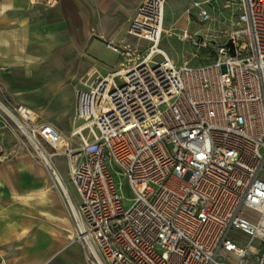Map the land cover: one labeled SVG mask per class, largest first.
<instances>
[{"label":"built area","instance_id":"2783aa9c","mask_svg":"<svg viewBox=\"0 0 264 264\" xmlns=\"http://www.w3.org/2000/svg\"><path fill=\"white\" fill-rule=\"evenodd\" d=\"M227 1L239 8L233 56L221 46L198 68H176L158 49L165 0L140 3L128 35L145 39L149 53L138 60L129 44L113 47L126 61L76 94L75 118L87 122L78 144L0 101L42 159L43 146L51 163L65 157L78 202L46 166L87 264H224L222 252L264 264V0ZM235 232L248 241L240 245Z\"/></svg>","mask_w":264,"mask_h":264},{"label":"crops","instance_id":"0c3cea01","mask_svg":"<svg viewBox=\"0 0 264 264\" xmlns=\"http://www.w3.org/2000/svg\"><path fill=\"white\" fill-rule=\"evenodd\" d=\"M143 1L57 0L47 7L32 0H0V91L30 109L38 123L54 126L74 143L82 128L74 125L79 121L74 115L76 94L90 90L94 78L106 77L126 61L113 47L131 37L129 22ZM206 1L177 4L184 20L175 28L181 30L178 37L188 33V6L197 2L207 9ZM167 2L174 12L172 0ZM172 23L174 19L167 32ZM90 72L94 74L88 77ZM56 157L63 156L53 157V166ZM71 230L70 215L44 166L28 155L0 161V261L53 264L58 255L87 264L70 242ZM235 235L240 245L248 241L244 234ZM51 239L58 247L46 253ZM253 245L258 248L260 242ZM69 248L75 256L65 255ZM221 259L224 264H257L255 257L241 260L232 252H222Z\"/></svg>","mask_w":264,"mask_h":264},{"label":"rangeland","instance_id":"374dc122","mask_svg":"<svg viewBox=\"0 0 264 264\" xmlns=\"http://www.w3.org/2000/svg\"><path fill=\"white\" fill-rule=\"evenodd\" d=\"M210 3L207 9H204L210 13V20L201 22L198 18V13L200 8H192L190 5L187 8L189 21L190 23L187 25L186 29L190 34L189 40H181L178 35L181 30L175 29L183 21V10L177 8V4L186 3L187 0H172L173 9L170 7L169 3L165 5L164 12V24H163V35L159 41L158 49L163 52L171 62L176 66V68H198L212 61L214 56V52H217L218 48L221 46H225L229 40V32L233 30H240L241 27L237 25L236 17L239 13V8L237 6H231L227 9L223 8L227 6V0H221L222 4H217V0H209ZM230 6V5H229ZM220 10L222 11V15H220ZM187 18V17H186ZM171 19H174V26L172 31H166L169 28V23H171ZM173 22V21H172ZM179 23V24H178ZM178 24V25H176ZM217 33V36L214 34ZM215 37L214 40L212 38ZM194 41L198 42L197 45H194ZM126 44L131 46V50L133 53L138 55V60H142L149 53L148 42L142 38H133L129 37L124 42V45H120L122 48ZM161 54H155L151 57L152 63H158L162 60ZM0 101L6 105L8 108H12V105L15 104L14 101L10 100L6 96L2 94L0 91ZM87 124L86 121L79 120L76 121L74 125L77 127L80 125L82 128ZM89 132L85 131L84 135H88ZM81 140L77 137L74 140L75 144L80 143ZM43 150L46 155H49L51 150L46 146H43ZM28 155L30 156L34 162L38 165H42L45 167L46 171L50 175V172L47 168V164H44L43 159L39 152L35 149L33 143L30 139L19 129V127L14 123V121L5 113L4 110L0 108V161L6 162L10 161L18 156ZM49 159V158H48ZM53 158H51L52 160ZM50 164L51 161L49 160ZM54 166L56 167L58 174H60V178L62 179L64 188L66 189L68 195L72 196L76 202L79 201L76 190H74V186L68 176V165L66 160L63 157H56L53 160ZM264 176V173H263ZM51 177V175H50ZM52 181V178H51ZM121 182L122 193L123 196L129 199L130 195L127 191L126 187ZM53 183V181H52ZM54 185V184H53ZM64 203V202H63ZM65 205V204H64ZM130 202L126 201L124 206L129 207ZM66 207V205H65ZM67 211L68 208L66 207ZM69 214V211H68ZM70 242L73 245L77 246L78 252L83 256V252L80 249L79 245L72 241V230L70 233ZM58 243L56 239H51V242L46 248V253H49V248H57ZM76 248V247H74ZM75 249L69 248L65 253L66 256H75ZM28 252L26 251L25 254ZM24 254V255H25ZM56 258L52 262L53 264H74L73 262L66 260L65 257L56 256ZM75 258V257H73ZM64 262V263H62ZM9 264V263H8Z\"/></svg>","mask_w":264,"mask_h":264},{"label":"bare ground","instance_id":"6f19581e","mask_svg":"<svg viewBox=\"0 0 264 264\" xmlns=\"http://www.w3.org/2000/svg\"><path fill=\"white\" fill-rule=\"evenodd\" d=\"M195 3H197V2H195ZM206 3L209 4L210 1H209V2L206 1ZM227 8H229V7H228V6H227V7H224V9H227ZM164 12H165V2H164V6H163L162 27H163V24H164ZM183 33H184V32H182L181 35L179 36V38H180L181 40H182V35H183ZM162 35H163V33H162ZM162 35H161V37H162ZM8 115H9V117H10L11 119H13V121H14L15 123H17V125H18L19 128H20V123L16 120V118H15L13 115L9 114V113H8ZM30 139H31V138H30ZM42 157H43V159H44L45 164H47V166L49 167L51 164H50V162H49L48 157L44 154V152H43V154H42ZM55 172H56V175H57L58 179L60 180L61 184L63 185L62 179L60 178V176H59L58 172L56 171V169H55ZM63 187H64V185H63ZM64 189H65V188H64ZM65 190H66V189H65ZM66 192H67V191H66ZM67 194H68V193H67ZM68 196H70V195H68ZM5 263H6V262H5Z\"/></svg>","mask_w":264,"mask_h":264},{"label":"water","instance_id":"95a60500","mask_svg":"<svg viewBox=\"0 0 264 264\" xmlns=\"http://www.w3.org/2000/svg\"><path fill=\"white\" fill-rule=\"evenodd\" d=\"M226 46L229 47V49H230V54L233 56V46H232L230 40H228V43L226 44Z\"/></svg>","mask_w":264,"mask_h":264}]
</instances>
